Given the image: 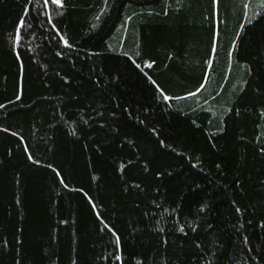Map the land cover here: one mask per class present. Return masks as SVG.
I'll return each instance as SVG.
<instances>
[{"label": "trees", "instance_id": "obj_1", "mask_svg": "<svg viewBox=\"0 0 264 264\" xmlns=\"http://www.w3.org/2000/svg\"><path fill=\"white\" fill-rule=\"evenodd\" d=\"M0 264H264V0H0Z\"/></svg>", "mask_w": 264, "mask_h": 264}, {"label": "snow or ice", "instance_id": "obj_2", "mask_svg": "<svg viewBox=\"0 0 264 264\" xmlns=\"http://www.w3.org/2000/svg\"><path fill=\"white\" fill-rule=\"evenodd\" d=\"M53 3L59 4L60 0H52ZM48 5V0H44V6L47 7ZM49 23H51V20L48 21ZM21 24H23V21L21 22ZM19 39V36L17 35V40ZM61 39H63V37H61ZM65 44H67V41H65ZM165 99L167 100L168 97L165 96ZM29 159H31V157H29Z\"/></svg>", "mask_w": 264, "mask_h": 264}]
</instances>
